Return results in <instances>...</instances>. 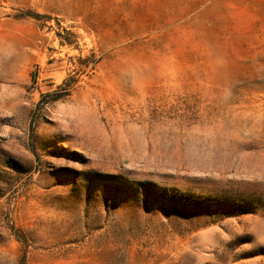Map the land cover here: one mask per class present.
I'll return each mask as SVG.
<instances>
[{"label":"rangeland","instance_id":"obj_1","mask_svg":"<svg viewBox=\"0 0 264 264\" xmlns=\"http://www.w3.org/2000/svg\"><path fill=\"white\" fill-rule=\"evenodd\" d=\"M0 264H264V0H0Z\"/></svg>","mask_w":264,"mask_h":264}]
</instances>
